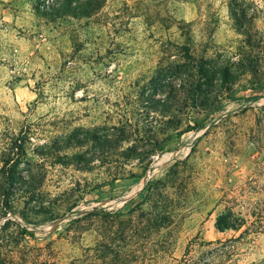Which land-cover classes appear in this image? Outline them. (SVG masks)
Listing matches in <instances>:
<instances>
[{
  "label": "rangeland",
  "instance_id": "1",
  "mask_svg": "<svg viewBox=\"0 0 264 264\" xmlns=\"http://www.w3.org/2000/svg\"><path fill=\"white\" fill-rule=\"evenodd\" d=\"M58 3L0 0V264H264V0Z\"/></svg>",
  "mask_w": 264,
  "mask_h": 264
},
{
  "label": "trees",
  "instance_id": "2",
  "mask_svg": "<svg viewBox=\"0 0 264 264\" xmlns=\"http://www.w3.org/2000/svg\"><path fill=\"white\" fill-rule=\"evenodd\" d=\"M103 0H59V3L57 4V12L61 14H65V12H73L75 14H86L89 15L93 11L99 9L101 7ZM56 7H53V11L56 10ZM61 8V9H60ZM64 12V13H63ZM199 62V63H198ZM197 62V75L198 77L204 80L211 79L214 76V68L211 64H205L204 61H198ZM264 89V83H262L261 87ZM24 149H22V152ZM20 153V151H18ZM11 159L9 158L5 162V165L9 163ZM2 173L5 174L6 172V166H3ZM8 174V175H7ZM9 177L13 176V173L11 174L6 173L5 178L7 179ZM9 205V204H8ZM7 205V206H8ZM9 221V220H8ZM246 223V219L242 217H237V214L232 211V209L227 210L226 212L222 213L218 217L217 226L219 230L224 231L229 228L233 229H240L244 224ZM256 226L257 229L262 230L264 225L262 224V221L254 222L252 223ZM1 232V231H0ZM20 233H30L26 228H22L20 230Z\"/></svg>",
  "mask_w": 264,
  "mask_h": 264
}]
</instances>
